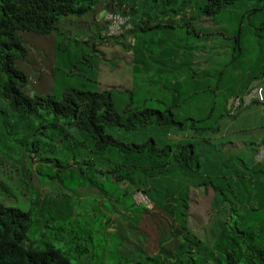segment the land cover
I'll use <instances>...</instances> for the list:
<instances>
[{
    "label": "trees",
    "instance_id": "16d2710c",
    "mask_svg": "<svg viewBox=\"0 0 264 264\" xmlns=\"http://www.w3.org/2000/svg\"><path fill=\"white\" fill-rule=\"evenodd\" d=\"M105 12L127 17L129 27L105 35L106 22L96 19ZM65 17L83 23L85 43L98 38L131 54L130 90L69 80L49 87L61 66L74 68L76 53L57 27ZM259 30L264 0H0V158L21 163L29 200L26 209L10 204L18 189L0 173V264H264V160H253L256 147L246 159L209 142L220 121L239 112L229 115V97L264 76ZM53 36L58 52L48 62L38 50ZM212 38L229 47L228 59L218 65L215 54V63L199 67L196 53ZM25 43L37 45L36 57ZM98 65L85 79L96 82ZM208 92V112H192ZM33 165L52 193L33 184ZM90 186L100 200L84 207L75 191ZM199 188L212 192L209 214L223 217L210 245L184 221L190 191ZM154 209L167 221L160 227L157 213L147 229L141 219ZM129 235L133 253L122 251ZM150 236L155 252L139 246ZM62 239L66 248L53 242Z\"/></svg>",
    "mask_w": 264,
    "mask_h": 264
},
{
    "label": "rangeland",
    "instance_id": "374dc122",
    "mask_svg": "<svg viewBox=\"0 0 264 264\" xmlns=\"http://www.w3.org/2000/svg\"><path fill=\"white\" fill-rule=\"evenodd\" d=\"M75 22V21H74ZM57 27L60 28L61 32H65V37L69 38L71 44L67 47V51L70 54L76 53L74 57V68L72 69V74H69L65 68L66 65L61 66L57 71V77L54 80L56 83L53 84L50 81L49 87L61 88L64 86V82L68 81L70 84L74 86L84 87L90 90H103V89H111L114 92L128 91L132 88L133 83V74L131 68V54L127 51H124L118 43L110 44L109 42H99L98 38H94V40H88L87 43L84 42L85 38H82V33L78 30L86 31L83 27V23L79 22L76 25L72 24L71 17L63 18L59 22H57ZM71 30V31H69ZM261 33L264 31L259 30ZM74 32V33H73ZM46 39V38H45ZM56 39L59 40L58 37ZM73 39V40H72ZM76 41H75V40ZM213 40L207 39L205 43L209 44L204 46L199 53H196L194 58V62L199 67L208 66V61L212 63L216 62L215 54L217 56V64L225 58L224 61L228 59V46L221 42L219 38H212ZM42 47L38 50L37 45H33L31 43H25V46L28 50V53L32 50H38V56L42 59H48V62H53L55 56L57 55L56 52L58 50L55 48V44L57 43L54 36L44 40H41ZM264 42V39H263ZM95 43L96 49L92 48ZM39 44V42H38ZM35 57L36 54L34 53ZM38 58V60H39ZM37 60V58L35 59ZM98 60L99 63H98ZM40 62V60H39ZM93 62H96L98 65V71H96V82H92L89 79H85L89 75H92V71L95 70V67L92 66ZM28 65L32 71H36L37 73L40 71L37 66L38 64L35 61L29 62ZM27 65V66H28ZM219 65V64H218ZM28 66V67H29ZM53 66V63H52ZM197 66V67H198ZM44 76L42 72H39V75ZM216 75V74H212ZM31 78V76L29 77ZM39 82L33 83L37 85ZM255 83V82H254ZM264 84V79L262 81ZM48 84V83H47ZM260 84V83H259ZM261 85V84H260ZM57 91V90H56ZM209 96L203 99L202 96H199L192 104L191 110L192 112L197 113V106L199 110H202L203 113H207L209 110L208 103L210 104L214 99L212 94L213 92H208ZM139 95V94H138ZM139 96H142L140 94ZM144 96V95H143ZM149 97V96H147ZM208 103H206V102ZM151 106H155L152 104ZM158 107H160L158 105ZM206 109V110H205ZM121 110V107H120ZM194 114V113H193ZM221 130L219 133L213 137L212 140L209 142H213L217 144L219 147L222 148L224 152L237 151V147H243V142L238 141L239 138L241 140L247 142V148H245L244 152L241 153L243 157L246 158L252 150L250 149L251 146H255L254 142L256 136L263 134L264 131V104L263 103H256L252 104L246 108H243L235 117H224L220 121ZM211 136V137H212ZM173 138V137H172ZM169 138V142H172ZM127 140V139H125ZM230 140H235V149L229 144ZM222 143H225L222 145ZM13 155V154H11ZM3 162L0 164V173L2 176H6V181L14 188L18 189V191H13L12 197L14 199L13 202L10 204L18 205L19 207L26 209L28 207V201L26 192V187L21 182V163L18 162V159L15 155L8 158L7 156H3L0 158ZM248 159V158H246ZM33 168V184L40 189V191L44 192L46 189H49L45 186L43 182L40 183L39 179L43 178V175L38 171L37 166H32ZM2 169V170H1ZM5 169V171L3 170ZM47 173V172H46ZM50 173V172H49ZM45 187V190H44ZM20 188V189H19ZM52 188V187H51ZM54 189V188H52ZM94 187H89L87 192L84 190H77L75 194L79 197V203L83 204L84 207L89 204H93L95 201L100 200L99 194L95 193ZM51 192V189L47 190ZM190 203L188 207L184 209L185 213V224H187L188 228L191 229L201 240H203L207 245H210L212 239L214 238V233L219 229L220 224L222 222V213H218L213 216L212 213L209 214V202L211 199V191H203L201 188L199 189H191L190 191ZM52 193V192H51ZM86 193V194H85ZM144 196V195H143ZM135 200H139L141 202H147L146 199L141 197L139 193H136L134 196ZM99 203V202H98ZM99 209L98 212L102 218L107 217V212L103 208H101V203L98 204ZM177 204L170 207V209H175ZM162 211L159 210H152L148 216H145L141 219L142 225L149 229L151 228V219L157 215V223L160 227H162L163 222L166 220L167 217L164 216ZM174 216V212H172V217ZM170 219V215H168V220ZM135 228V227H134ZM43 232H47L43 229ZM131 232V231H130ZM131 233H135L132 231ZM66 237V235H64ZM50 237V232H47L44 235V238ZM129 239L132 241L131 243L122 247V251H131L132 253L135 252V236H128ZM154 238L150 236L147 240L141 241L139 246H142L145 243L146 249L151 252H155L156 248L154 249L153 246ZM54 244L57 246H61L66 248L65 246V239L59 241H53ZM138 245V244H137ZM136 245V246H137Z\"/></svg>",
    "mask_w": 264,
    "mask_h": 264
},
{
    "label": "built area",
    "instance_id": "2783aa9c",
    "mask_svg": "<svg viewBox=\"0 0 264 264\" xmlns=\"http://www.w3.org/2000/svg\"><path fill=\"white\" fill-rule=\"evenodd\" d=\"M97 20H104L106 22L105 35H118L125 28L129 27L127 23V17L118 13L105 12L96 16ZM264 101V89L260 84H253L242 95H233L229 97L226 107L229 115L236 114L240 109L248 106L252 102L261 103ZM253 160L255 162H262L264 160V140L256 145L255 152L253 154Z\"/></svg>",
    "mask_w": 264,
    "mask_h": 264
},
{
    "label": "crops",
    "instance_id": "0c3cea01",
    "mask_svg": "<svg viewBox=\"0 0 264 264\" xmlns=\"http://www.w3.org/2000/svg\"><path fill=\"white\" fill-rule=\"evenodd\" d=\"M263 79H264V76H263V78L259 81V83L263 86V89H264V84L262 83ZM255 83H256V82H255ZM253 84H254V83H253ZM263 104H264V103H263ZM244 108H246V107H244ZM241 110H242V109H241ZM241 110H240V111H241ZM240 111H239V112H240ZM239 112H238V113H239ZM219 125H220V124H219ZM220 130H221V125H220L219 132H220ZM219 132H218V133H219ZM216 134H217V133H216ZM216 134H215V135H216ZM213 137L215 138V136H212V138H213ZM263 138H264V131H263V134L256 136L254 142L257 141L256 143H258V142H259L260 140H262ZM211 140H212V139H211ZM238 141L243 142V143H242V144H243V147H242V148H241V147H237L238 150H237V151H233V150H232L231 153H234V152L242 153V152H244L245 148H247V142H246V141L241 140V138H239ZM235 142H236L235 140H230V141H229V144L232 146L233 149H235V147H236V146L234 145ZM223 144H225V143H222V145H223ZM251 147H253V146H251Z\"/></svg>",
    "mask_w": 264,
    "mask_h": 264
},
{
    "label": "clouds",
    "instance_id": "9594fccd",
    "mask_svg": "<svg viewBox=\"0 0 264 264\" xmlns=\"http://www.w3.org/2000/svg\"><path fill=\"white\" fill-rule=\"evenodd\" d=\"M99 14H101V13H99ZM254 84H259V83L256 82V83H254ZM252 85H253V84H252ZM252 85H251V86H252ZM251 86H250V87H251ZM232 96H233V95H232ZM230 97H231V96H230ZM252 103H253V102H252ZM252 103H251V104H252ZM256 103H258V102H256ZM251 104H249L248 106H250ZM248 106H246V107H248ZM242 109H243V108H242ZM240 110H241V109H240ZM240 110H239V111H240ZM256 145H257V144H256ZM256 145H255L254 147H256ZM139 195H140L141 197H143L144 199L147 200V198H146L145 196H143L141 193H139ZM134 196H135V195H134ZM137 202H138V203H147V202H141V201H139V200H137Z\"/></svg>",
    "mask_w": 264,
    "mask_h": 264
}]
</instances>
